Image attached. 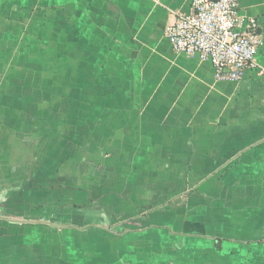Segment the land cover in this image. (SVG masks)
I'll use <instances>...</instances> for the list:
<instances>
[{
	"label": "crops",
	"instance_id": "1",
	"mask_svg": "<svg viewBox=\"0 0 264 264\" xmlns=\"http://www.w3.org/2000/svg\"><path fill=\"white\" fill-rule=\"evenodd\" d=\"M191 2L0 0V264H264V0L238 82L165 38Z\"/></svg>",
	"mask_w": 264,
	"mask_h": 264
},
{
	"label": "built area",
	"instance_id": "2",
	"mask_svg": "<svg viewBox=\"0 0 264 264\" xmlns=\"http://www.w3.org/2000/svg\"><path fill=\"white\" fill-rule=\"evenodd\" d=\"M241 2L192 0L190 12L177 14L165 28L174 53L211 63L219 82H238L249 69L258 68L263 36L258 21L242 15Z\"/></svg>",
	"mask_w": 264,
	"mask_h": 264
},
{
	"label": "rangeland",
	"instance_id": "3",
	"mask_svg": "<svg viewBox=\"0 0 264 264\" xmlns=\"http://www.w3.org/2000/svg\"><path fill=\"white\" fill-rule=\"evenodd\" d=\"M29 190L31 191V194H34L36 196L35 191L38 190V183H37V181H33L32 183H30ZM27 205H28V203H26V204L24 203L23 204V209H26L27 208ZM14 207L15 208H18L20 210V207H21L20 202L19 201L15 202Z\"/></svg>",
	"mask_w": 264,
	"mask_h": 264
}]
</instances>
